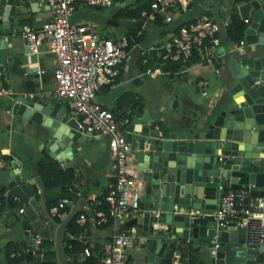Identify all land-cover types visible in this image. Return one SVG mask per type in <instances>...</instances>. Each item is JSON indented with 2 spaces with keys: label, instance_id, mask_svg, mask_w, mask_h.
<instances>
[{
  "label": "water",
  "instance_id": "1",
  "mask_svg": "<svg viewBox=\"0 0 264 264\" xmlns=\"http://www.w3.org/2000/svg\"><path fill=\"white\" fill-rule=\"evenodd\" d=\"M249 2L251 12L243 31L253 49L257 45L260 49L257 54L250 55L248 50L244 56L229 61L233 76L231 97L222 107L216 104L207 109L213 118L206 129L185 125L161 134L149 127V114L143 113L140 104L126 126V139L131 145L128 154L140 183L143 209L131 216L126 225L134 224L137 233L145 236L149 264L159 262L161 252L176 232L193 244L205 242L212 247L214 264H264V244L245 246L238 229L206 223L189 225L186 215L171 212L163 215L168 230L151 225V209H168L173 201L213 208L222 188L227 186L248 185L264 200V0ZM21 3L22 0H4L0 10V67L8 70L12 62L16 69H25L27 78L36 77L35 66H27L36 57L27 54L25 39L22 38L18 52L13 48L11 34L3 33L8 16ZM19 28L16 26L14 32ZM27 89L30 94L19 93L9 101L11 115L21 116L28 124L35 122L47 127L45 150L62 160V167L68 165L72 145L84 138L79 132L81 126L74 116L65 118L67 109L59 101L51 102L41 93L33 94L32 86ZM20 126L21 122H16L15 130ZM26 169L23 159L19 166L8 168L6 181H32L26 179ZM240 177L246 181L238 183ZM37 197L35 193L31 205H36Z\"/></svg>",
  "mask_w": 264,
  "mask_h": 264
},
{
  "label": "built area",
  "instance_id": "2",
  "mask_svg": "<svg viewBox=\"0 0 264 264\" xmlns=\"http://www.w3.org/2000/svg\"><path fill=\"white\" fill-rule=\"evenodd\" d=\"M113 1L115 0H34L35 6L47 7L50 16L37 26L23 25L19 28L20 35L26 41L28 55L36 57L41 40H44L46 50L53 55L52 94L63 98L66 106L73 111L78 125L81 126L80 135H107L112 174L101 199L104 208L93 209L88 216L78 214L76 222L82 229L85 228L86 221L93 225L108 221L115 223L117 219L134 216L143 210L139 200V180L133 168V174L127 168L125 160V152L129 153L131 150L130 141L126 139V126L133 116L130 112L131 103L126 102L121 107L111 109L101 106L94 99L101 86L115 83L118 68L127 57L128 50L131 47L136 48L140 74L153 76L177 73L206 64L211 65L212 70L217 72L218 67L213 61L219 63L222 54L243 47L247 42L240 37L232 41L226 49L223 48L218 35L220 24L205 12L178 24L176 29L169 31L164 41L142 43L139 40L148 22H169L172 14L185 11L192 0H149L148 9H141L138 17L132 18L136 22L131 34L107 36L97 33L93 23L69 21V15L74 8L109 5ZM242 21L248 20L243 18ZM174 64V68L170 67ZM34 66L36 74L39 75L42 69ZM23 74H26L25 70ZM10 92L9 87L0 82V93ZM200 93L205 95L204 90ZM5 112H10V108H5ZM11 198L18 199L16 195ZM66 200L60 197L56 204L49 206V216L54 215ZM18 211H22V206L18 207ZM161 212L184 214L189 225L195 224L197 220L210 219L214 225L240 230L241 234L238 236L243 237L245 246L264 244V200L261 195L252 192L248 185L225 187L217 197L214 207L207 210L175 201L168 209L153 208L151 225L154 229L161 224L168 228L164 221L163 224L157 220ZM23 233L36 245L41 239V235L30 226H24ZM139 238L134 224L114 227L99 247L97 264H125V249L138 243ZM173 238L174 236L171 241ZM179 239L189 241L188 237L177 238L175 241ZM90 253V247L87 244L82 245L80 254L87 256ZM10 254L14 255L13 252ZM182 263L181 250L174 245L168 255L167 264Z\"/></svg>",
  "mask_w": 264,
  "mask_h": 264
},
{
  "label": "crops",
  "instance_id": "3",
  "mask_svg": "<svg viewBox=\"0 0 264 264\" xmlns=\"http://www.w3.org/2000/svg\"><path fill=\"white\" fill-rule=\"evenodd\" d=\"M23 3L27 2L26 4H18L15 5L14 11L11 16H8L7 21L8 25L3 27V33L4 34H11L13 37L12 45L15 51H20L23 45L22 42V36L20 35L19 31L14 32V28L16 26H19L20 28L23 25H32L37 26L41 21L47 19L50 16L49 9L45 6H35L34 0H22ZM243 0H192L189 6L185 11H177L174 14H172L171 20L166 23H152L150 26V31L154 30L155 34H150L153 38L149 39L148 41L145 39V30L144 33L141 35L142 43H147L151 41H164L168 37L169 31H172L173 28L180 23L187 22L191 19H193L196 15L200 14L201 12H205L209 17L213 18L220 24V28L218 31L219 39H220V45L223 48H227L230 46L231 42L225 39L222 36V24L227 22L229 20V16L231 13H235L239 19L246 18L249 19L251 8L246 14V10L242 9L243 13L240 11V6L244 5L242 2ZM247 1V0H246ZM117 5H123L124 0H115ZM4 3V0H0V10ZM89 6H84L82 8H75V9H89ZM71 15V14H70ZM177 16H180L178 21H175V18ZM174 20V23L170 26L172 21ZM107 21L110 24H113L116 22V20L107 19ZM75 22H80V20H77ZM248 22V21H247ZM245 22V24H247ZM163 25L162 28L156 29L155 25ZM146 29V28H145ZM124 33V32H123ZM121 33V34H123ZM104 35V34H103ZM120 35V34H119ZM111 36V35H109ZM112 36H118V35H112ZM245 39V34L243 31V34L241 36ZM252 41H247L246 44L243 47L227 51L226 53L222 54L219 58V63L214 60L213 64L217 65L218 71L214 72L212 70L211 65H198L194 67L187 68L182 71V73H185L187 75L191 76L190 81L193 83L195 90H197V97L202 98L203 101L202 105H204L205 112L209 107H213L214 105H218L219 107H222L225 105L229 99H230V92L229 87L233 83V76L230 71L229 67V61L232 59L237 60L239 57L244 56L247 51L250 55L257 54L258 49H253ZM255 45V43H254ZM46 47V46H45ZM39 51V50H38ZM40 51L48 52L46 48H42ZM134 52L135 53V59L138 64L137 54H136V48L131 47L128 50L129 53ZM38 53V52H37ZM36 53V61L35 62H29L27 66H34L37 65L40 69H42V72L37 75L36 77H26V74H23V71L25 70L23 67H19L16 69L12 62L10 64V67L8 70H4L1 68L0 72V82L3 83L5 86L9 87L10 93L5 94L1 93L0 95H5L4 100H0V105L4 104L5 101H13V96L19 93H25L29 90L28 87H31L34 84H38L40 87V84L42 83L43 79H46L48 84H50L51 88L43 90L40 89L38 93H41L42 97L53 102V101H59L60 104H62L67 109V114L65 115V118L74 116L76 119L75 114H70V109L66 106L64 99L57 98L52 94V89L54 87V80L52 77V70H50V73L43 75L44 72L43 67L40 65V60L37 57ZM15 58V57H14ZM127 58V57H126ZM125 58V59H126ZM125 59L123 60L122 64H120L118 68V74L116 77V81L113 85H104L101 86L98 91H96L95 95H97L100 91H111L113 90V93H110L111 99H109L111 105H109L108 108H115V107H121L125 105L126 102L134 104V100H138L136 105L132 109V114L134 113L136 107L138 104L141 106V101L139 96L136 93L128 92L126 89H124L122 86L124 84V81L128 78H124V80L121 78V72L124 71V74L128 73V65L125 63ZM52 63L54 66V59L52 55ZM52 66V69H53ZM140 67V66H138ZM211 72L214 78H209L207 72ZM173 74V73H172ZM168 74V75H172ZM167 75V74H166ZM204 90L205 95L201 94L200 91ZM13 94V95H11ZM29 94V92H28ZM132 98L128 99V98ZM7 99V100H6ZM109 101H97L101 106L107 107ZM201 106V105H200ZM2 108V109H1ZM6 106L0 107V120L3 124L9 125L8 129L13 134L15 128L16 122L20 121L21 126L16 129L20 130L25 126V130L31 135H29V138L25 139V136L20 137V154L16 153V149H18L17 145L12 141L10 142V135L8 132L4 133V138L0 133V195L6 196L5 201L0 204V264H41L44 262H47L45 264H74L75 262L83 260L84 256L80 254V250H77L76 252H70L65 249V241L67 239H76L77 241H80L82 245L87 244L90 247L91 254H94L97 258L99 247L110 234L112 229L114 227H123L126 225V222L130 219L131 216H126L121 219H117L115 223L112 221H108L106 223L100 224V225H93L89 221H86L84 226L85 228L82 229L80 225L76 222V217L78 214L82 213L86 216L91 214L93 209L96 208H104V204L102 203L101 199L104 194L106 183L110 180L111 174H112V167H111V174L108 175L106 182L100 186L97 190L95 187L96 179L90 178V173L88 170L85 169L84 173L86 177L83 179V173L80 169L77 168L76 163L74 162V156H73V150L71 148V158L69 159V164L62 167L63 161H59L57 158H54L48 154V152L45 150L44 147V141L46 138H48V135H46V131H48V128L40 125L39 123L30 122L29 124L25 122V119H23L19 115H11L10 117H7L5 114H9L10 112H5ZM143 113H148L146 108H142ZM3 110V111H2ZM193 116L196 114L194 109L191 112ZM131 114V115H132ZM149 114V113H148ZM150 119L149 127L155 128L152 126V118L150 114L148 115ZM11 121L10 123H8ZM178 121V120H177ZM175 122L176 125L172 129H180L185 124H179L180 122ZM188 126V125H187ZM159 130V129H158ZM167 130V131H169ZM162 132L159 130L161 134H166V132ZM1 132V131H0ZM44 133V135H43ZM95 137V136H93ZM97 137V136H96ZM30 145H32L34 148H32ZM108 145V143H107ZM77 148V146H76ZM44 151L48 157L51 159H54L58 162L61 169L70 166L73 174V179L69 183L70 185H63V193L59 194L58 187L45 189L44 191L41 189V180L39 179L37 170H36V161L40 156L43 154ZM110 153V152H109ZM25 160L27 163V169H26V179L30 178L32 181L27 182L26 180H10L6 181L7 178V170L8 168H14L16 165L19 166L21 163V160ZM128 162H126L127 168L132 172L133 164L131 162V156H128ZM85 164H88V161H85ZM109 165L111 166V161L109 162ZM246 180L244 177H240L238 180V183H244ZM61 185V184H60ZM62 186V185H61ZM66 190V192L64 191ZM222 190H225V187L222 188ZM9 193V194H8ZM37 193L38 197L36 199V205L33 206L30 204V200L33 197V195ZM47 194V195H46ZM16 195L18 199L13 200L9 196ZM50 195V198H53V196H56V198L63 197L66 200L65 204L63 206H60L61 208L57 210V212L49 216L48 214V208L46 207V197ZM60 195V196H59ZM141 203V202H140ZM142 204V203H141ZM53 205V204H51ZM50 205V206H51ZM22 206V211H18V207ZM206 209L207 208H202ZM163 215L164 213L161 212L159 214V219L161 223H163ZM73 223H70V219L72 218ZM46 220V221H45ZM210 219L205 220H197L195 224H207L210 226ZM71 224V225H70ZM164 224V223H163ZM213 225V224H212ZM24 226H30L31 229L35 232H38L41 237L46 238L47 240L45 244L41 242L40 246L39 244H35L33 241H29L23 233V227ZM161 226V227H160ZM75 227H78L76 231H70L73 230ZM70 228V229H69ZM158 228L160 229H167L164 228V225H159ZM180 238V234L178 232L174 233V238L170 243H168L165 247V249L160 254V260L159 262L154 261L153 264H162L166 258H168V255L170 253L171 248L174 247V245H177V247L182 252L186 254L188 251L195 250V254L200 260L201 264H214V257H213V248L208 247L212 249V255L210 258V261L206 263V261L200 256L199 254V247L198 244L195 245L191 241H175V239ZM139 242L134 244L131 247H127L125 249V255H126V261L125 264H149V262L146 259V246L144 243L145 236L140 235ZM200 243V242H198ZM8 251V253H7ZM13 252L14 255H11L10 253ZM188 252V253H189ZM155 256V255H153ZM165 263V262H164ZM167 264V263H165Z\"/></svg>",
  "mask_w": 264,
  "mask_h": 264
},
{
  "label": "rangeland",
  "instance_id": "4",
  "mask_svg": "<svg viewBox=\"0 0 264 264\" xmlns=\"http://www.w3.org/2000/svg\"><path fill=\"white\" fill-rule=\"evenodd\" d=\"M124 4L132 2V0H124ZM243 6H240V11L243 13L242 9H245L248 13L250 10V2L249 0H243ZM89 9H74L69 15V21L75 22L80 20V22L87 21L93 23L96 29V32L104 35H119L126 31L128 27L133 26V22L129 20L128 17L125 16H114L118 5L115 1H113L109 5H92L89 6ZM115 17L116 22L110 24L107 19ZM180 16L175 18V21H178ZM174 20L168 24V26L172 25ZM151 22H148L145 29V39L148 41L153 38L150 34H155V31H150ZM155 25V24H154ZM156 29L162 28L163 25H155ZM46 44L44 40H41L38 46L37 57L40 60V65L43 67L44 72L43 75L50 73L52 70V54L50 52L40 51L45 47ZM256 49H260L259 46H256ZM126 65H128V73L124 74V71L121 72V78H128L124 81L123 88L128 92L136 93L141 101L142 108H146L148 113L152 118V126L159 129L162 132H165L169 129H172L176 125V121L180 122L179 124L188 125V127L192 129H206L207 124L212 120L213 114H207V110L205 112L204 105H202L203 101L197 97V90H195L193 83L190 81L191 76L182 71H178L177 73H173L172 75H166L165 73L155 74L150 76L149 74H140L141 71L139 65H137L135 59V53H129V56L125 59ZM209 78H214L212 73L207 72ZM104 86V85H103ZM50 89L51 86L48 84L46 79L42 80L40 87L38 84L32 85L33 94H36L40 91V89L46 90ZM114 91H100L97 95H95V101H109L111 99L110 93ZM1 94V93H0ZM13 95V94H11ZM5 95H0V100H4ZM33 96V95H32ZM32 98V97H31ZM63 99V98H62ZM7 100V99H6ZM111 105L110 101L107 104ZM201 105V106H200ZM6 106V108H11L8 105V100L5 101L4 104H1L0 107ZM2 109V108H1ZM194 109L195 115L191 113ZM3 111V110H2ZM7 117L11 116V112L9 114L3 113ZM9 121L8 123H10ZM9 126V125H8ZM8 126L3 124L0 120V133L4 138V133L8 132L10 135V142L14 141L17 145L18 149H16V153L21 155L19 148L20 137L25 136L29 138L31 135L25 130V126H23L20 130H14L13 134L8 129ZM30 135V136H29ZM19 139V140H17ZM34 148L32 145H30ZM77 146V148H76ZM74 162L78 169L83 173V179L86 177L84 171L85 169L89 171L90 178L96 179V190L102 186L109 174H111V166L109 162L111 161L110 150L107 145V135L100 134L97 137L93 136H85L83 139L77 141L74 145H72ZM125 160L128 162L129 154L125 152ZM85 161H88V164H85ZM73 173V172H72ZM210 225L213 224L212 221L209 222ZM199 247L200 256L208 263L210 261L212 255V249L208 248L205 242L197 243ZM195 244V245H197Z\"/></svg>",
  "mask_w": 264,
  "mask_h": 264
},
{
  "label": "trees",
  "instance_id": "5",
  "mask_svg": "<svg viewBox=\"0 0 264 264\" xmlns=\"http://www.w3.org/2000/svg\"><path fill=\"white\" fill-rule=\"evenodd\" d=\"M148 5H149V0H132V2H130V3L118 5L117 10H116L115 14H113V15L114 16L120 15V16L128 17L129 20H131L133 22V26L128 27V29H126V31H124V34H131L133 32V28H134L136 20L132 19V18H137L139 15V11L141 9L147 10ZM114 16H112L110 19L115 21L116 19ZM153 23H162V22H153ZM245 25H246L245 22L242 21L241 19H239L235 13H231L229 16V20L222 24V27H221L222 36L225 39L230 40V41L236 40L242 36ZM176 26L173 29H176ZM140 38H142V36H140ZM138 64H139V62H138ZM170 67L174 68L175 64L173 66H170ZM168 74H172V73L170 72ZM128 99L132 100L131 97ZM137 101L138 100H136V101L134 100V104H132L131 111H130L131 113H132V109L136 105ZM111 109H114V108H111ZM42 152H43V154L36 161V170H37L39 179L41 180V189L44 191L45 189H48L49 187H51V188L58 187L59 189H61V191H59V194L63 193V188H62L63 185H70L69 183L73 179L71 167L68 166V167L61 169L56 160L48 157L44 151H42ZM64 191L66 192V190H64ZM10 197L11 196H9L8 198H10ZM50 197H51L50 195H48L46 197V199H47L46 200V207L47 208L51 204H56L58 199H59V198L57 199L56 196H53V198H50ZM5 198H6V196L0 195V204L5 201ZM60 208L61 207H58V209H60ZM73 220H74V217H73V219L72 218L70 219V223H73ZM77 229H79V228L75 227L73 230L70 229V231H76ZM45 239L46 238H43V236L41 237V239L38 243L39 246H40L41 242L43 244H45V242L47 241ZM68 244H70L69 247H68ZM64 245H65L64 246L65 249L67 251H70V252H76L77 250H80L82 247V243L80 241H77L76 239H67L65 241ZM188 252L186 254H184L182 252V258H183L182 264H201L200 260H198L196 254H195L194 249H193V251H190L189 253ZM7 253H8V251H7ZM164 262L167 263L168 258H166V260H164ZM164 262L162 264H165ZM45 263H47V262L43 261V263H41V264H45ZM74 264H97V258L94 254L90 253L89 255L84 256L83 260L75 262Z\"/></svg>",
  "mask_w": 264,
  "mask_h": 264
}]
</instances>
